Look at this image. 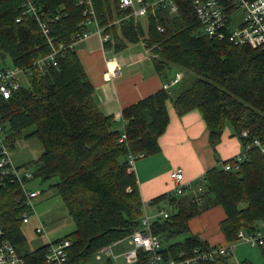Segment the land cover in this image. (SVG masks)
<instances>
[{"label":"trees","instance_id":"1","mask_svg":"<svg viewBox=\"0 0 264 264\" xmlns=\"http://www.w3.org/2000/svg\"><path fill=\"white\" fill-rule=\"evenodd\" d=\"M76 1L34 0L38 11L50 19L53 44L62 45L54 62L44 59L36 64L50 49L36 20L22 6L23 0H0V71L21 69L10 94L3 97L0 92V226L23 264H46L47 242L30 250L22 246L21 217L34 210L33 199L39 194V188L25 185L31 180L44 182L71 217L73 229L51 240L68 239L67 262L76 264L129 235L145 216L165 254L208 247L187 227V218L202 209L199 200L205 197L206 204L223 208L218 227L227 242L234 241L238 229L264 225V150L256 146L241 150L240 160L227 158L207 168L193 182L201 187L196 194H189L191 183L180 194L152 197L147 203L166 200L167 205L152 217L146 213L136 175L128 168L129 153L135 160L158 150L157 137L168 121V101L177 113L198 109L211 146L224 126L241 148L252 137L264 138V46L208 35L191 0H173L174 12L158 3L136 16L118 0H91L97 24L109 35L105 48L117 51L126 43L141 42L163 78L173 74L171 65L194 73L187 86L177 82L168 89L160 87L117 115L105 114L94 102L93 85L71 44L77 33L93 29L92 22H86L84 4ZM117 14V23L108 22ZM242 128L248 131L245 137L240 135ZM31 137L40 144L35 157L12 162L10 151L16 142ZM28 191H36L32 208ZM39 224L41 232L35 230ZM33 229L42 233L44 225L38 222ZM259 246L264 253V242ZM105 262L112 264L110 259Z\"/></svg>","mask_w":264,"mask_h":264},{"label":"crops","instance_id":"2","mask_svg":"<svg viewBox=\"0 0 264 264\" xmlns=\"http://www.w3.org/2000/svg\"><path fill=\"white\" fill-rule=\"evenodd\" d=\"M74 48L93 85L94 102L105 114H119L123 107L159 89L162 81L168 78V76L163 78L155 71L141 42L126 43L123 48L112 51L111 48L102 46L96 32H91L87 37L75 42ZM106 66L116 67L117 74L106 77L103 73ZM166 109L168 121L164 131L157 137L158 150L134 161L133 171L141 199L145 204L160 193H172L173 182L168 175L170 169L181 168L183 178L191 184L217 161L235 157L241 150L240 141L235 135L230 134L231 130L227 126L222 129L219 140L211 146L208 142L207 128L198 109L191 108L177 113L169 101ZM200 188L199 184L192 185L189 194H196ZM175 195L178 197V194ZM158 205L160 206L158 209L165 210L166 200L160 201ZM149 208V216L155 215L158 211L154 205L150 204ZM151 217L148 219L151 220ZM223 217L221 205L208 202L204 208L187 218L188 231L208 244L225 243L227 241L218 227V222ZM122 240L126 241L125 248L132 247L130 234L112 244L116 246ZM112 244L104 245L109 246V251L100 250L104 247L102 246L89 260L77 264H107L105 262L107 259H110L112 264H118L116 255L111 251ZM235 246L232 254L223 255L214 262L204 264H242ZM122 264H126L125 260ZM244 264L251 263L245 261Z\"/></svg>","mask_w":264,"mask_h":264},{"label":"built area","instance_id":"3","mask_svg":"<svg viewBox=\"0 0 264 264\" xmlns=\"http://www.w3.org/2000/svg\"><path fill=\"white\" fill-rule=\"evenodd\" d=\"M78 0L84 4L83 12H88L86 22H92L93 29H85L77 33L72 43L75 44L87 37L91 32H96L100 40L103 42L109 37L108 33L102 32L98 27L95 19L92 5L89 0ZM163 3L170 10L175 9L173 0H118L120 7L126 8L128 14L141 15L149 6ZM192 7L203 26L205 32L217 39H228L234 44H248L251 47L264 46V0H191ZM22 6L36 20L41 34L50 46L49 52L44 58L35 61L41 64L44 59L54 62L57 51L62 47L61 44L55 46L50 35L48 15L44 11H38L34 4V0H23ZM24 10V11H25ZM238 11L240 13H238ZM237 12L240 16L236 15ZM18 19V18H16ZM20 68L10 67L4 71H0V92L3 97H7L11 90L17 86V76ZM117 74V68L107 66L104 75L111 77ZM181 73L174 71L172 76L161 84L162 88L168 89L175 84L180 78ZM247 129H240L241 136H247ZM124 138V133L119 140ZM251 146H256L260 151L264 150V138L252 137V139L242 144L241 150H245ZM237 156L233 157L240 160L244 154L241 151ZM142 153H138L141 156ZM133 154H128L129 169H134ZM235 166V164H234ZM227 167V164L224 165ZM172 179V190L180 193L184 186H189L190 182L184 180L182 170L179 168L171 169L168 173ZM36 191H28L26 198L29 208H32L31 197L35 196ZM163 215H166L163 212ZM23 222L28 221L27 214L23 213L21 217ZM36 231H42V225L35 227ZM132 247L127 248L123 252L126 264H201L214 262L223 255L232 253L234 241H242L250 245H260L264 242V225L251 230L238 229L234 241L220 244H209L206 248L197 246L191 247L189 250L178 249L173 254H165L162 248L161 239L151 233L147 224L146 216L142 219V225L130 233ZM69 246L68 239L47 240L44 248L43 258L46 264H76V262H67V248ZM100 250L109 251V246H104ZM0 264H23V258L16 252L12 243L4 235L0 226Z\"/></svg>","mask_w":264,"mask_h":264},{"label":"rangeland","instance_id":"4","mask_svg":"<svg viewBox=\"0 0 264 264\" xmlns=\"http://www.w3.org/2000/svg\"><path fill=\"white\" fill-rule=\"evenodd\" d=\"M76 2L78 4H80L78 2V0ZM81 2H84V0ZM89 2L91 3V0H89ZM149 8L152 9L151 6H149ZM175 9H176V7H175ZM175 9L170 10L168 8L169 12H174ZM145 13H146V11H144V14ZM234 13L236 15L240 16L239 14H237V12H234ZM238 13H240V12L238 11ZM134 16H136V14ZM118 20H119V16L117 14L112 21L110 20L108 22L117 23ZM90 27L92 28V26H90ZM98 27L100 29H102L101 26L98 25ZM158 28H160V27H158ZM99 41L103 46V42L100 40V37H99ZM143 47H144V45H143ZM171 66H173V68H172L173 70L175 69L176 71H179L181 73V76H180L181 79L179 78L180 81L178 79L179 83L185 82L183 85L187 86L186 85L187 82L192 78L194 73L191 71H184L180 67H174L176 65H171ZM106 68H107V66L104 68L103 73H105ZM183 78H184V80H183ZM167 80H168V78L163 80L162 83L164 81H167ZM39 149H40V144L33 137L25 139V140H19L16 142L15 146L10 151L12 162H20V163L29 162L31 158L35 157V155L38 153ZM229 158H233V157H229ZM138 159H141V157L135 158L134 161H136ZM27 167H29V169L32 168L30 163L27 164ZM175 168H179V167H175ZM172 169H174V168H172ZM179 169L181 170V168H179ZM145 171H147V167L145 168ZM144 175H146V174H144ZM142 177H145V176H142ZM25 185L29 186V187L39 188V194L37 196H35L33 199V208H34L33 211L34 212L32 211L28 215V221L22 222V226H21L23 234H24V242H23L22 246H24V248H26L27 250H30V249H33V248H35V247H37L43 243H46L47 239H49V238H56V237L62 236L66 232L73 229L74 226H73V221H72L71 217L66 212V210H65V208H64V206L60 200V197L56 194H53L51 190H50L51 192H49L47 189L48 187L44 182L37 183L35 180H31V181L25 182ZM126 189H127V187H126ZM206 199L208 200V198H206V197L201 198L199 200V204L202 206V208H204L206 206ZM151 205H154V207L157 208V207H160L159 205H161V204H159V205L158 204H151ZM149 206H150V204L146 202L145 210H146L147 214H148V211L150 209ZM38 222H41L44 225V231L42 233H36L33 229V227L35 225H37ZM260 227H262V226H260ZM236 243H237V245L235 246ZM233 244L235 246V251L238 252L240 255L242 264H244L245 261H250L251 264H264V253L261 252L262 249L260 248V246L250 245L249 243H245L242 241H234ZM125 247H127L125 240H122L118 243V245H116V246L113 245L111 247L112 253H114L116 255V262L118 264H122V262L124 260L123 252L125 249H127ZM250 249H251V251H250ZM233 250H234V247H233ZM233 250H232V253H233ZM232 253H230V254H232Z\"/></svg>","mask_w":264,"mask_h":264}]
</instances>
